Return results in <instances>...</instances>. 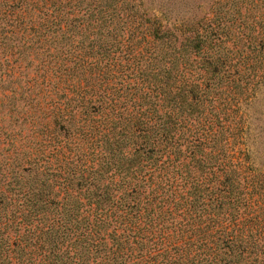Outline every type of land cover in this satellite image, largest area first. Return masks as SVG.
<instances>
[{
    "label": "trees",
    "instance_id": "1",
    "mask_svg": "<svg viewBox=\"0 0 264 264\" xmlns=\"http://www.w3.org/2000/svg\"><path fill=\"white\" fill-rule=\"evenodd\" d=\"M236 28L0 0V264H264V32Z\"/></svg>",
    "mask_w": 264,
    "mask_h": 264
},
{
    "label": "rangeland",
    "instance_id": "2",
    "mask_svg": "<svg viewBox=\"0 0 264 264\" xmlns=\"http://www.w3.org/2000/svg\"><path fill=\"white\" fill-rule=\"evenodd\" d=\"M146 16L172 30L178 24L191 23L204 15L220 13L229 26V35L239 33L236 27L245 23L253 27L251 35L264 32V0H133ZM260 31V32H259ZM245 33L246 30H244ZM241 44H238L240 47ZM264 52V50H263ZM249 121L246 145L254 166L264 170V79L258 85L250 104L243 107Z\"/></svg>",
    "mask_w": 264,
    "mask_h": 264
}]
</instances>
